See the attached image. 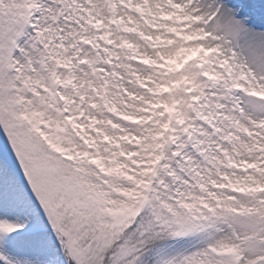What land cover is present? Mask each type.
<instances>
[{"label":"snow or ice","instance_id":"6c2138e0","mask_svg":"<svg viewBox=\"0 0 264 264\" xmlns=\"http://www.w3.org/2000/svg\"><path fill=\"white\" fill-rule=\"evenodd\" d=\"M0 264H264V0H0Z\"/></svg>","mask_w":264,"mask_h":264}]
</instances>
